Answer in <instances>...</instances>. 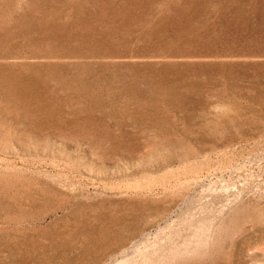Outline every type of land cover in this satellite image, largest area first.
I'll use <instances>...</instances> for the list:
<instances>
[{
	"label": "rangeland",
	"instance_id": "374dc122",
	"mask_svg": "<svg viewBox=\"0 0 264 264\" xmlns=\"http://www.w3.org/2000/svg\"><path fill=\"white\" fill-rule=\"evenodd\" d=\"M121 254L264 264V0H0V264Z\"/></svg>",
	"mask_w": 264,
	"mask_h": 264
},
{
	"label": "bare ground",
	"instance_id": "6f19581e",
	"mask_svg": "<svg viewBox=\"0 0 264 264\" xmlns=\"http://www.w3.org/2000/svg\"><path fill=\"white\" fill-rule=\"evenodd\" d=\"M122 257V261H118L117 264H125V260L123 259V254L120 255ZM151 260V259H150ZM117 261V260H116Z\"/></svg>",
	"mask_w": 264,
	"mask_h": 264
}]
</instances>
